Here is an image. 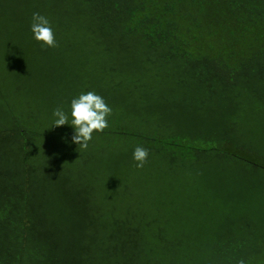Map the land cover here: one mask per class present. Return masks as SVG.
<instances>
[{
  "label": "trees",
  "instance_id": "1",
  "mask_svg": "<svg viewBox=\"0 0 264 264\" xmlns=\"http://www.w3.org/2000/svg\"><path fill=\"white\" fill-rule=\"evenodd\" d=\"M88 91L111 114L82 150L52 113ZM241 260L264 264V0H0V264Z\"/></svg>",
  "mask_w": 264,
  "mask_h": 264
},
{
  "label": "clouds",
  "instance_id": "2",
  "mask_svg": "<svg viewBox=\"0 0 264 264\" xmlns=\"http://www.w3.org/2000/svg\"><path fill=\"white\" fill-rule=\"evenodd\" d=\"M32 38L47 47H55V38L49 20L39 13H33L30 22ZM111 109L105 103L103 97L88 91L79 94L70 101V111L56 109L53 113L52 127L70 125L73 134L70 142L76 144L80 149H87L92 139L93 132H101L107 125V117ZM148 156L143 147H136L133 150L132 158L137 162V167H142ZM238 264H245L243 260Z\"/></svg>",
  "mask_w": 264,
  "mask_h": 264
}]
</instances>
